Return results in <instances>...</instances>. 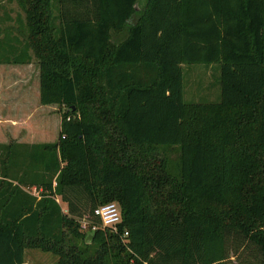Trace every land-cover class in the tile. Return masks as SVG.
I'll use <instances>...</instances> for the list:
<instances>
[{
	"label": "trees",
	"instance_id": "trees-1",
	"mask_svg": "<svg viewBox=\"0 0 264 264\" xmlns=\"http://www.w3.org/2000/svg\"><path fill=\"white\" fill-rule=\"evenodd\" d=\"M8 1L0 63L32 55L62 112L55 141L0 143V264H264V0ZM196 64L216 101L183 100Z\"/></svg>",
	"mask_w": 264,
	"mask_h": 264
},
{
	"label": "rangeland",
	"instance_id": "rangeland-1",
	"mask_svg": "<svg viewBox=\"0 0 264 264\" xmlns=\"http://www.w3.org/2000/svg\"><path fill=\"white\" fill-rule=\"evenodd\" d=\"M0 2L4 9L12 10V17L15 15V13H19L21 17L23 16L22 12H20L14 1L9 2L8 0H0ZM121 37L122 35H120L118 38ZM8 75L9 74L3 75V82L9 79ZM37 77L38 69L36 60L31 55L30 65L28 68L26 67V69L24 70L22 66L16 67L15 88L18 89L22 87L31 93L33 90H35ZM182 86L183 100L186 102L216 101L220 95L218 66L215 64H196L183 66ZM206 93H208V97L205 96ZM61 112L62 110H60L57 106L54 109H50L45 113L44 124H39V126L31 122V120L35 117V114L29 113L22 108H15V113L12 114L2 112L1 114L4 116H15V129H9L6 124H2L0 126V141H55L58 131L57 117L59 119V115ZM59 205L61 207V210L65 212V204L60 201ZM79 230L80 232H84L86 234L90 233V229L88 227H85L83 229L79 227ZM55 262L56 257L51 253L42 252L37 249L24 250L22 264H55Z\"/></svg>",
	"mask_w": 264,
	"mask_h": 264
},
{
	"label": "crops",
	"instance_id": "crops-1",
	"mask_svg": "<svg viewBox=\"0 0 264 264\" xmlns=\"http://www.w3.org/2000/svg\"><path fill=\"white\" fill-rule=\"evenodd\" d=\"M12 10L11 9H4L1 2H0V36H2L3 29L8 25L12 24L13 20L10 21L6 20V15H9L11 18ZM14 34V31H12ZM5 54H9L11 52L10 56L8 58L13 57V48L9 50L7 48L6 51H4ZM30 65V61L27 64H13L11 62L8 63H0V126L2 124H6L9 129H15V116H9V115H2L1 113H7L12 114L15 113V108H22L23 110L35 114L34 118L31 120V122L37 126L39 124H44L45 122V113L49 111L50 109H54L56 105H41L38 102V77L36 79L35 84V90H33L31 93L20 87L18 89L15 88V70L16 67L22 66L24 70L26 67L28 68ZM9 74L7 81L3 82V75ZM37 76V72H36ZM38 122V123H37ZM59 127V119L57 117V130ZM14 141V140H11ZM9 141H0V143H8ZM16 143H44L43 141L38 142H25V141H14ZM46 142V141H45ZM53 142V141H52ZM31 194H36L37 191L34 188L30 189ZM56 202H60L59 198H55Z\"/></svg>",
	"mask_w": 264,
	"mask_h": 264
},
{
	"label": "built area",
	"instance_id": "built-area-1",
	"mask_svg": "<svg viewBox=\"0 0 264 264\" xmlns=\"http://www.w3.org/2000/svg\"><path fill=\"white\" fill-rule=\"evenodd\" d=\"M92 216L98 220V225H89L86 220L82 219L79 223L82 229L88 227L91 232L97 228H100L114 232L120 219L117 207L114 203H106L95 207L92 210Z\"/></svg>",
	"mask_w": 264,
	"mask_h": 264
},
{
	"label": "water",
	"instance_id": "water-1",
	"mask_svg": "<svg viewBox=\"0 0 264 264\" xmlns=\"http://www.w3.org/2000/svg\"><path fill=\"white\" fill-rule=\"evenodd\" d=\"M89 237H91V236H90V235H89V236H87V239H88Z\"/></svg>",
	"mask_w": 264,
	"mask_h": 264
}]
</instances>
